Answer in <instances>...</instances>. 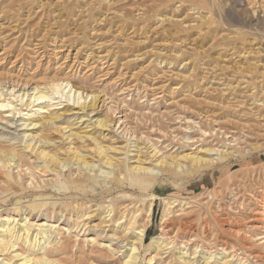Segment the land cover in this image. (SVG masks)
I'll list each match as a JSON object with an SVG mask.
<instances>
[{
	"label": "rangeland",
	"instance_id": "1",
	"mask_svg": "<svg viewBox=\"0 0 264 264\" xmlns=\"http://www.w3.org/2000/svg\"><path fill=\"white\" fill-rule=\"evenodd\" d=\"M59 45L61 54L55 58L52 49ZM0 56L6 87L16 82V90H22L20 84L26 81L25 89L38 82L44 87L45 81L58 78L69 81L83 96L97 94L104 100L95 117L108 115L114 127L101 132L106 138L99 132L92 136L104 148L117 147L105 151L113 159L131 163L137 151L145 159L151 150L166 159L188 153L205 156L203 151L211 150L208 158L215 159L200 171L163 173L145 192L127 184L119 191L110 175H116L115 168L101 164L93 141L84 139L83 144L72 138L87 161L95 160L94 172L86 170L84 192L72 193L69 199L75 201L74 210L81 204L84 219L57 221L60 241L50 240L53 245L45 252L50 260L120 264L130 232L109 242V230L116 225L122 231L129 212L135 206L143 208L152 193L151 217H143V212L136 217V222L146 223L139 262L155 255L151 264H183L178 258L191 260L189 255L195 252L190 264H222L223 255L229 260L226 264H237L236 260L264 264V17L259 12L253 16L245 0H0ZM20 119L21 115L15 117L16 125ZM76 119L69 120L71 130L86 131L80 128L87 122ZM51 137L61 144L60 135ZM59 147L64 151L65 142ZM63 151L59 156L65 158ZM62 173L68 179V169L62 168ZM40 175L35 176L39 182L50 179ZM41 186L55 193L51 197L56 208L67 203L54 189ZM27 191L0 195V217L10 215L20 222L23 212H15L14 204L25 206ZM169 197L177 203L160 226L162 199ZM111 204L113 213L108 217L101 207ZM56 208L52 214L44 210L41 214L56 221ZM74 210L69 207L64 214L68 217ZM103 216L105 223L100 224ZM28 217L35 225L44 218ZM163 234L171 245L150 253L151 239ZM25 248L19 244L16 249L23 253ZM185 251L189 253L184 255ZM207 256L212 259L204 262Z\"/></svg>",
	"mask_w": 264,
	"mask_h": 264
},
{
	"label": "bare ground",
	"instance_id": "2",
	"mask_svg": "<svg viewBox=\"0 0 264 264\" xmlns=\"http://www.w3.org/2000/svg\"><path fill=\"white\" fill-rule=\"evenodd\" d=\"M245 1L248 7H250V12L253 16L256 12H259L264 17V0ZM181 5L182 2L179 1V6ZM160 21L163 20L160 19ZM61 48L62 46L59 45L58 47H54L52 49V54L55 58L59 54H61ZM90 54L91 53H87L86 56L89 57ZM6 75H9L7 74V71ZM1 77L2 75L0 74V195H2L3 193L4 195H6V192L9 193L10 191H15L16 189L28 190V201L26 202L25 206H21L20 204H18L19 201L14 204L15 209L13 210L15 212H23V218L20 220V222H18V220L13 217L11 218L10 215L4 216L3 218L0 217V264H59L54 260H50L46 256V249H48L50 245H53L52 243L54 241H50L52 237L55 239L57 236L61 235L62 228L59 229L60 225L57 224L59 223L57 221L60 220V222L62 221L63 223V221L71 222L70 220L74 219L75 223H77L78 220L84 219L85 214L83 215V210L79 209L81 207V204L77 206V210H74L73 204L75 201L72 202L69 199L73 198V194L78 195L80 191L84 192V185L82 184V182L85 181L84 178L88 174V172H94V163L92 162L94 159L91 162L87 161L84 156L80 154V151H78L77 148L73 146V142L71 141L72 138L78 139L83 144L86 142V139L93 141L92 144L94 143L93 145L96 146V154L98 156H101V164L111 169L115 168L116 175H112L111 173L110 175L113 183H115V188L119 191V187H121L120 185L127 184L129 187H136L140 189L139 192H145L146 187L151 189L160 180L159 177H161L163 173H167L173 176L182 175V173L184 172L192 173L195 171L203 170V168H205L209 164H212L215 160L214 158H208V154L212 152L211 150H204L203 155L205 156H199L198 153H192L193 155L188 153L182 155L176 154L173 157H169L168 159L158 157V152L151 150V154H147L148 157H146L145 159H140V154L138 153L141 152L137 151L138 149L136 144H134V147L137 149L136 151L138 153H135L133 155L134 159L131 163H125L121 159H113L112 157L108 156L105 151L109 149L117 150V147L115 146L111 148L109 146L107 147L106 145L107 148H104L103 146L99 145L95 137L92 136L93 134L99 132V134H101L103 138H106L107 135H103L101 132H108L109 130H112V127H114V124L112 126V121L110 120V118L107 117L108 115L104 118L95 117L98 114L99 104L101 103L102 107L105 102L104 100H100L97 94L90 93L89 95L84 94L85 96H83V93H81L78 89H74L73 86L69 85V81L65 82L66 80H61L58 78H53L45 81L42 84L44 85V87L41 86L38 82V84L33 83V87H28L27 89H25L27 86L25 84L27 83L26 81L24 82V84H20V86L23 88L22 90H16V88L19 86L18 83L10 82L8 84L11 85L6 87V84L2 82V80L5 78L2 77L3 79H1ZM11 79L13 78H10V81ZM6 81L8 82V79ZM16 103H19V105H17ZM17 106L20 107L18 108ZM105 108L107 109V111H111V108H109V106ZM110 113L112 114V112ZM19 115H21V119L18 120L19 124L16 125L14 119ZM71 117H76L77 119H79L78 122H81L82 124H84V122H87V124L85 123L86 125L84 127L80 128L86 130L84 132L80 131L83 134L71 130L70 127L71 125H73L69 121ZM83 117H87L88 119H85ZM93 117H95L94 121H92ZM64 124H66L67 126L65 127ZM89 124H91L90 127L93 126L91 130H87ZM67 128H69L67 134H62L63 131H65ZM52 133H56L57 135L61 136V144L65 142L66 147L64 148V151L62 150L65 158L59 156L60 152H62L61 149L63 147H59V145L61 144L52 139ZM87 133L91 134L88 135ZM92 149L94 148L92 147ZM31 158H33L34 160L32 159V161ZM149 158H151V160ZM37 161L41 162L42 166H34L35 164L33 162ZM73 165H75L76 167L74 170L71 169ZM62 168L68 169L70 173L68 179L63 178ZM36 174H41L40 176H45L47 174L46 176H49L50 179L48 178L49 180L47 182H39L35 178ZM121 176H123L122 180L119 179V177ZM38 178L40 179V177ZM41 184L44 186H49L50 189H54L53 191L60 194L59 196H63V198L67 199V203L60 202V204L56 208V205L58 203L51 197L55 193H51L50 189V192L43 191ZM144 195H142L143 198H145ZM148 197H150V199L148 200L147 204L143 205V208L136 209L135 207L137 206H135L134 208L136 210H134L133 208V211H128L129 215L131 216L130 218H128V220H126V222H123L122 231H119L116 225H113L114 228L109 230V242L118 240L119 233L128 234L130 232L128 249L122 256L120 264H151L155 259V255L151 256L149 254L150 257L148 256L149 259L147 260V262L138 261V247L142 246L143 244V238L146 231V223H140L138 220L136 222V217L141 214L140 212H143L145 214L142 215L143 217H151L152 201H154L153 199L155 198V196L154 194L149 193ZM22 198L23 197H21V199ZM162 202L163 208L160 219V226L163 225L167 218L172 214L173 204L177 203L174 197L163 198ZM113 206L114 205L111 204L104 208L101 207V209L105 210L104 213L106 215L108 214L107 216L109 217L110 214L113 213ZM140 206L141 205H139V207ZM69 207L73 208L74 213L72 215L69 213L67 217L64 213H68L66 212V209H69ZM55 208L56 210H58V218L56 217V221L51 220L52 218L51 216H49L50 214L54 213ZM180 208H182V206H180ZM43 210L46 212H50V214H41L43 213ZM69 212L71 211L69 210ZM29 215H35L36 218H40V216H43L44 218L40 220L39 225H35L34 222L30 223V217H28ZM100 219V224L105 223V216ZM120 220L122 221V217ZM120 222L118 221L117 224H119ZM115 223L116 222H114V224ZM34 226H36L37 229H34ZM68 230L69 229H66V231ZM59 241L60 239L56 241V244L59 243ZM166 241L168 240L164 237V234L158 235L157 237L151 239L147 250L150 251V253H159L163 248L169 246V244L171 245V242L167 243ZM91 242H94V240L92 239ZM19 244H22L26 247V252H17L16 248ZM109 246L110 245H108L107 247ZM38 251L40 252L39 254H37ZM114 251L111 250L110 253ZM183 253L184 255H187V253L189 252L185 251ZM189 256H192L191 260L183 259L182 256L178 259L181 260V263L183 264H190V261H192L195 256V252L190 253ZM211 259L212 256H207L204 258V262H208ZM226 259L227 256L223 255L221 258H219V261H221L222 264H226L229 261H227ZM236 263L243 264L239 260H236Z\"/></svg>",
	"mask_w": 264,
	"mask_h": 264
}]
</instances>
